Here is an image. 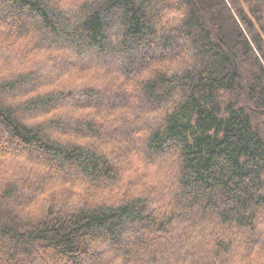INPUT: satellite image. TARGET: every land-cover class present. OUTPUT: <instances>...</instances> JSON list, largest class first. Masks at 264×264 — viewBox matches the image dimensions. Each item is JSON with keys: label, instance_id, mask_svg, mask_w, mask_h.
I'll return each instance as SVG.
<instances>
[{"label": "trees", "instance_id": "obj_1", "mask_svg": "<svg viewBox=\"0 0 264 264\" xmlns=\"http://www.w3.org/2000/svg\"><path fill=\"white\" fill-rule=\"evenodd\" d=\"M0 134V264H264V0H0Z\"/></svg>", "mask_w": 264, "mask_h": 264}, {"label": "rangeland", "instance_id": "obj_2", "mask_svg": "<svg viewBox=\"0 0 264 264\" xmlns=\"http://www.w3.org/2000/svg\"><path fill=\"white\" fill-rule=\"evenodd\" d=\"M175 1H177V0H175ZM29 20H26V22H28ZM180 40H178V42H179ZM180 42H183V41H180ZM183 47L185 48V49H188V45H186V43L185 44H183ZM173 49H171V50H165L166 52L167 51H172ZM165 51H163V52H165ZM65 52L66 53H68V50H65ZM139 53H137L136 54V56L138 55ZM149 54V53H148ZM8 55V52H6V51H3L2 52V55H1V58L3 59V58H5L6 56ZM151 55V54H150ZM151 57V56H150ZM80 58H81V60L80 59H78V61L79 62H81V63H84V62H87V60H90L91 58H92V62L97 66V67H103L104 66V63H102V62H104V61H102L101 59H95L94 57H93V55H92V52H84V53H82V55L80 56ZM76 59V57H74V56H68L67 58H64L63 59V57H62V59H59V62H61V64H59V66L57 65L56 67H54L53 69H45V73L41 76V78L39 79V80H43V79H46L47 77H50V76H52V75H56V73H58V71H59V69L61 68V67H63V66H65L69 61H73V60H75ZM124 60V59H123ZM132 62H133V64H134V66L136 67V66H138L139 65V60H138V58L137 59H133L132 60ZM121 64L122 63H124V61L123 62H120ZM110 66L111 65H113V64H110V63H108ZM124 65V64H123ZM45 68H48V67H45ZM136 93L138 94V91H136ZM113 96V97H112ZM118 96H114V95H111V94H106V95H104V92L103 93H99V95L97 96V97H95V98H93V99H88V100H91L93 103H98V104H100V105H102V104H104V103H108V102H114V101H117L118 100V98H117ZM85 99L83 96H81V95H77V96H75L74 98H72L71 99V101L72 100H74V99ZM122 97H120V99H121ZM135 98V96L134 97H127V99L128 100H130L131 102H132V104L133 105H135V100H133ZM133 100V101H132ZM90 101V102H91ZM130 102V103H131ZM124 136V138H122V143H126V141H128V139H129V137H128V135L127 134H125V135H123ZM2 140V141H1ZM3 138H2V136H1V134H0V142H2V145L5 147L6 145L3 143ZM65 173H67V174H70V172H68V171H64ZM264 178V177H263ZM260 193H264V188L263 189H261L260 190ZM123 226V230H124V227H127V226H125V225H122ZM127 232V230H125V233ZM144 236L145 235V233H144V231H140V230H138L136 233H135V235L133 236V235H130V236H127V237H124L123 238V240H124V243L126 244V243H128L129 241H136V239L139 237V236ZM98 249H100V250H105L106 248L105 247H103V246H101V247H98ZM89 262V259L86 261V264Z\"/></svg>", "mask_w": 264, "mask_h": 264}]
</instances>
